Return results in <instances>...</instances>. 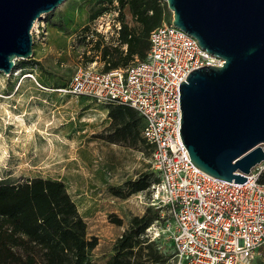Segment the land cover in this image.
I'll list each match as a JSON object with an SVG mask.
<instances>
[{
	"label": "rangeland",
	"instance_id": "374dc122",
	"mask_svg": "<svg viewBox=\"0 0 264 264\" xmlns=\"http://www.w3.org/2000/svg\"><path fill=\"white\" fill-rule=\"evenodd\" d=\"M100 9L97 0H63L32 25V56L17 58L11 73L0 72V182L34 176L60 180L85 221L86 236L97 239L88 252L97 264L111 257L134 216L154 215L149 148L108 141V104L56 89L78 67L104 69L101 50L117 44L121 19L139 27L127 7L107 8L92 18ZM164 16L172 19L167 4ZM142 175H148L150 186L129 193L130 181ZM158 215L140 237L154 243L163 260L150 262L145 250L141 260L172 264V219ZM259 263L264 245L244 264Z\"/></svg>",
	"mask_w": 264,
	"mask_h": 264
},
{
	"label": "built area",
	"instance_id": "2783aa9c",
	"mask_svg": "<svg viewBox=\"0 0 264 264\" xmlns=\"http://www.w3.org/2000/svg\"><path fill=\"white\" fill-rule=\"evenodd\" d=\"M223 62L163 18L149 32L144 59L112 69L78 67L56 88L140 115L157 178L150 206L172 219V264H244L264 245V160L242 183L219 179L190 161L179 135L180 81L194 68Z\"/></svg>",
	"mask_w": 264,
	"mask_h": 264
},
{
	"label": "water",
	"instance_id": "95a60500",
	"mask_svg": "<svg viewBox=\"0 0 264 264\" xmlns=\"http://www.w3.org/2000/svg\"><path fill=\"white\" fill-rule=\"evenodd\" d=\"M63 0H0V72L32 56L33 23ZM171 22L222 66L179 83V135L201 171L242 183L264 160V0H165Z\"/></svg>",
	"mask_w": 264,
	"mask_h": 264
},
{
	"label": "trees",
	"instance_id": "16d2710c",
	"mask_svg": "<svg viewBox=\"0 0 264 264\" xmlns=\"http://www.w3.org/2000/svg\"><path fill=\"white\" fill-rule=\"evenodd\" d=\"M97 3L103 9L92 18L107 8L117 7L121 11L127 7L139 24L138 28L130 27L121 19L117 44L104 46L101 50L104 69L126 67L144 59L149 32L165 17L166 1L97 0ZM107 107L110 118L108 141L130 147L145 143L140 134L142 120L137 111L120 104H108ZM147 176L130 181L129 193L148 188L151 181ZM156 182L154 175L152 184ZM153 213L149 217L134 216L131 219L129 228L118 238L114 253L103 264H146V259L141 260L142 250L150 262L163 260L154 243L140 237L150 220L159 217L157 210ZM96 244L94 236H86L85 221L60 180L34 176L0 182V264H97L88 258L89 250Z\"/></svg>",
	"mask_w": 264,
	"mask_h": 264
},
{
	"label": "bare ground",
	"instance_id": "6f19581e",
	"mask_svg": "<svg viewBox=\"0 0 264 264\" xmlns=\"http://www.w3.org/2000/svg\"><path fill=\"white\" fill-rule=\"evenodd\" d=\"M33 26H34V27L36 26V22L33 24Z\"/></svg>",
	"mask_w": 264,
	"mask_h": 264
}]
</instances>
